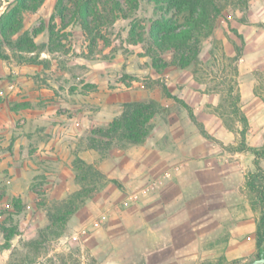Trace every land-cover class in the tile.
Masks as SVG:
<instances>
[{
    "label": "rangeland",
    "instance_id": "374dc122",
    "mask_svg": "<svg viewBox=\"0 0 264 264\" xmlns=\"http://www.w3.org/2000/svg\"><path fill=\"white\" fill-rule=\"evenodd\" d=\"M80 1L45 0L37 12L23 13L21 34L45 26L34 39L46 45L38 63L0 60V264L26 252L24 244L50 225V211H65L71 203L77 208V156L122 188L106 184L68 216L61 235L47 242L50 256L64 257V264L256 261V230L245 231L244 224L253 213L259 217L246 188L254 156L231 150L239 135L214 112L221 99L212 91L219 69L201 83L192 67H153L149 37L137 42L130 31L135 26L147 33L164 14L154 0H136V8L128 0H87V23L77 13ZM15 2L0 0V17ZM115 2L127 19L113 9ZM244 16L227 8L214 37L203 41L200 59H210L214 39L234 56L238 30L246 41L241 82L249 89L257 72L264 73V0H251L246 21ZM164 88L193 107L215 141L200 134ZM260 94L264 98L263 86ZM150 100L162 109L151 116L144 144L116 141L111 150L93 149L91 134L123 115L125 104ZM243 106L251 126L248 144L261 147L264 101L250 93Z\"/></svg>",
    "mask_w": 264,
    "mask_h": 264
},
{
    "label": "trees",
    "instance_id": "16d2710c",
    "mask_svg": "<svg viewBox=\"0 0 264 264\" xmlns=\"http://www.w3.org/2000/svg\"><path fill=\"white\" fill-rule=\"evenodd\" d=\"M157 8L165 9L164 14L151 23L149 31L142 34L136 32L135 26L130 31L134 41L142 42L144 37H149L152 49L153 67L156 70L176 66L180 69L192 67V74L197 82H204L207 77L217 76L219 69L221 76L215 77L214 93L220 94V102L214 107V112L220 117L224 126L231 132L239 135V142L231 150L235 153L250 152L254 156V171L248 173L246 188L249 194V202L253 211L259 213L256 222V261L264 260V144L261 147H252L248 144L247 136L250 131V121L243 110L242 93L239 83V63L243 58L246 41L238 30L233 29L239 38L240 44L233 42L234 56H228L220 40H213L210 50V59L203 62L200 59L203 41L214 37L216 22L223 17L227 8H237L247 15L251 0H154ZM45 0H16L13 9L0 17V60L9 61L15 57L19 63H38V57L46 45H37L34 39L44 32L42 24L31 31L21 34L23 29L22 15L26 12H37ZM130 7H137L136 0H128ZM113 9L124 19H127L125 10L119 3L114 4ZM89 2L81 0L77 5V13L87 23L89 16ZM244 16V20H245ZM247 19V16H246ZM146 33V34H145ZM11 51V54L8 53ZM171 54V60H163L162 56ZM258 85L254 93L260 96L262 86L264 88V73L257 72ZM220 80H219V79ZM216 80L218 82H216ZM165 96L175 100L183 106L190 120L198 128L200 134L209 141L215 138L207 131L192 106L181 98L171 94L164 88ZM264 101V98H263ZM162 109L161 103L155 100L136 101L125 104L123 115L116 118L106 129L94 131L89 140L93 149L97 151L111 150L115 142H127L128 145L144 144L152 131L151 116L157 110ZM104 141H107L106 147ZM14 143L11 144V152ZM74 170L81 189L73 195L74 203L78 201L77 208L71 205L65 211H50L48 214V227L42 230L37 238L24 244L26 252L20 257L13 256L8 264H64L65 258L59 260L50 256L46 250L47 242L57 238L66 226L67 217L73 215L82 207L88 199L98 194L104 186L112 183L122 188L118 180H109L93 164L77 156L74 160ZM96 188L89 190L90 183ZM12 236L7 235V249L10 248ZM202 264H241L240 260L228 261L226 257L215 262H203Z\"/></svg>",
    "mask_w": 264,
    "mask_h": 264
},
{
    "label": "crops",
    "instance_id": "0c3cea01",
    "mask_svg": "<svg viewBox=\"0 0 264 264\" xmlns=\"http://www.w3.org/2000/svg\"><path fill=\"white\" fill-rule=\"evenodd\" d=\"M239 71H240L239 83H240V88H241V93H242V102H243L244 99H246V98L249 97L250 93L253 96H256L257 98H260L261 100H263L262 96H257L254 93L255 87L257 86V79L254 80V81H251V88L248 89V87H247L245 89L244 88V82L245 81L243 83L241 82V78H242L241 75L242 74H241V68H240V66H239ZM243 110H244V106H243ZM244 112H245V110H244ZM251 217H252L251 219H249L248 221L244 222V224H247L248 225V227H246L245 231L251 230V232L254 233V231L256 230L255 228H256L257 217H256V214H254V213L251 214ZM229 256H230V252H229ZM232 257L235 258L236 256H232Z\"/></svg>",
    "mask_w": 264,
    "mask_h": 264
},
{
    "label": "water",
    "instance_id": "95a60500",
    "mask_svg": "<svg viewBox=\"0 0 264 264\" xmlns=\"http://www.w3.org/2000/svg\"><path fill=\"white\" fill-rule=\"evenodd\" d=\"M251 264H264V260L263 261H254Z\"/></svg>",
    "mask_w": 264,
    "mask_h": 264
}]
</instances>
